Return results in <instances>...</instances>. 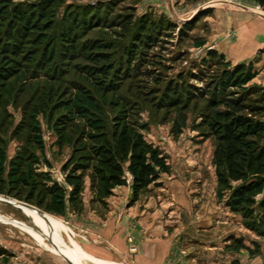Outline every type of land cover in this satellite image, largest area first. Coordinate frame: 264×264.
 Here are the masks:
<instances>
[{
	"label": "rangeland",
	"instance_id": "1",
	"mask_svg": "<svg viewBox=\"0 0 264 264\" xmlns=\"http://www.w3.org/2000/svg\"><path fill=\"white\" fill-rule=\"evenodd\" d=\"M165 1L61 0L49 6L48 0H0V68L18 71L0 98V201L23 202L45 214L27 207L22 213L0 202V264H67L49 235L86 250L91 234L108 226L98 217L110 207L131 217V255L139 254L152 228L164 226L170 230L167 264H264L259 205L264 187L253 196L255 204L237 210L229 205L231 191L218 182L213 128L228 108L211 104L216 93L217 101L247 93L258 100L264 93L254 62L234 64L218 51L216 4L261 17L264 6L256 0ZM17 8L27 15L34 10L32 21L43 27L24 38L22 59L4 51ZM145 17L158 29L150 44L137 46ZM75 25L72 43H66V32ZM229 34L231 40L238 36L233 30ZM92 43L110 47L109 62L98 66L112 68L108 76L91 71L97 67L91 53L102 51L88 50ZM211 51L223 58H211ZM240 64L246 68L232 75L237 78L232 83L229 72ZM249 69L255 78L248 82ZM170 87H177L181 104L164 103ZM119 120L134 126L169 168L135 202L128 171L125 184L103 198L92 184L97 180L93 152L100 143L94 137L111 133ZM76 185L82 190L75 198ZM27 197L32 200L26 202ZM74 262L93 264L80 257Z\"/></svg>",
	"mask_w": 264,
	"mask_h": 264
},
{
	"label": "trees",
	"instance_id": "2",
	"mask_svg": "<svg viewBox=\"0 0 264 264\" xmlns=\"http://www.w3.org/2000/svg\"><path fill=\"white\" fill-rule=\"evenodd\" d=\"M61 0H48L47 5L53 4ZM192 3H198L202 0H188ZM264 6V0H256ZM40 3L37 7L42 20L45 18V4ZM98 9V8H97ZM96 9V10H97ZM35 11L29 15L23 13L19 8L16 9L15 21L7 34L8 43L4 47L7 54L15 56L17 59H22L25 37L29 36L33 31H40L41 23L35 24L33 18ZM32 14V15H31ZM195 20V19H193ZM193 20L186 23V28H193ZM140 29L136 35L137 46H146L155 38L158 26L150 17H145L140 21ZM77 25L68 28L65 35L66 43H72ZM47 30L51 29L50 25L44 27ZM42 40L37 42L40 45ZM69 48V47H68ZM73 49V46L71 47ZM88 50L97 51L99 53H91L90 60L97 64V67L91 69L92 72L108 76L113 70L106 66L98 67L101 63L109 62L108 51L110 47L99 43H92ZM129 55H134L130 52ZM8 56V55H7ZM211 58L220 57L216 51L209 53ZM47 61V60H46ZM246 68L245 64H240L230 73L231 82L237 79L232 75L243 72ZM248 68V66H247ZM17 69L0 68V98L2 89L6 86L17 74ZM249 69V81L255 76ZM252 75V76H251ZM233 83V82H232ZM239 84V83H238ZM261 88V87H260ZM264 90V89H263ZM195 95V93H188ZM174 95L176 97H174ZM251 95V94H250ZM250 95L244 94L238 99H222L217 101V93L211 104L219 102L221 105H226L228 108L224 113L218 114L219 119L213 124V128L218 136V146L215 151L214 162L217 169L218 182L221 187L231 191L229 205L237 210L242 206H251L255 204L253 196L260 193L264 187V93L258 100H251ZM181 95L178 93L177 87H170L166 94L168 102L166 105L181 104ZM1 104V103H0ZM94 140L100 141L99 146L94 148V161L97 163L94 168L97 180H93V188L99 186L100 197L110 195L111 190L116 186L125 184V174L128 171L132 175V201H137L140 194L148 189L152 184L156 183L161 175L168 172V165L164 157L161 156L157 149L148 144L144 137L137 133L134 126L130 123L119 120V123L114 125L111 133H102L100 137H94ZM82 186L76 185L73 196L76 198L80 195ZM0 194H4V190L0 188ZM32 197H27L26 202H30ZM260 207L264 209V200L260 201ZM39 207V206H38ZM40 208V207H39ZM253 230L256 231L255 228ZM264 234V231L261 232Z\"/></svg>",
	"mask_w": 264,
	"mask_h": 264
},
{
	"label": "crops",
	"instance_id": "3",
	"mask_svg": "<svg viewBox=\"0 0 264 264\" xmlns=\"http://www.w3.org/2000/svg\"><path fill=\"white\" fill-rule=\"evenodd\" d=\"M166 1L167 5L171 2ZM215 7L217 23L214 27L213 40L218 51L224 53L227 60L234 64L254 62L257 67L255 80L264 86V17L255 16L249 9L227 3L216 4ZM221 21L223 25L219 26ZM232 30L238 35L233 40L230 39L229 34ZM172 193L175 192L172 190ZM164 204L165 201L161 204L165 209ZM156 209L160 211V207L157 206ZM106 211L107 213H104L102 217L99 216L98 219L99 221H104L103 218L107 219L108 226L99 228L91 234V243L85 248L86 250H83L74 240L71 244H67L63 237V241L59 240L55 233L53 237L49 235L48 241L50 240V244L67 255L73 263H75L74 257H80L85 262L89 261L93 264H167L171 250L167 237L170 233L168 228L164 226L152 228L149 236L145 237L139 254L131 255L127 244V238L133 232L130 227L131 217L127 215L121 217V214L118 216V208L110 207L109 210L105 209ZM67 229L66 227L65 231ZM134 234L137 236L136 232Z\"/></svg>",
	"mask_w": 264,
	"mask_h": 264
},
{
	"label": "water",
	"instance_id": "4",
	"mask_svg": "<svg viewBox=\"0 0 264 264\" xmlns=\"http://www.w3.org/2000/svg\"><path fill=\"white\" fill-rule=\"evenodd\" d=\"M198 11H200V10H198ZM198 11H197V12H198ZM0 202L4 203V204H6V205H9V206H13V207L17 208L18 210H20L21 212H22V207H21V206H23V207H27V208L35 209V210H37L40 214H43V215H44V213H43L42 211L38 210L37 208H35V207H33V206L29 205V204L23 203V202L12 201V200H7V199H3V200H1ZM63 258H64V260L67 262V264H75V263H73L68 257H63Z\"/></svg>",
	"mask_w": 264,
	"mask_h": 264
},
{
	"label": "bare ground",
	"instance_id": "5",
	"mask_svg": "<svg viewBox=\"0 0 264 264\" xmlns=\"http://www.w3.org/2000/svg\"><path fill=\"white\" fill-rule=\"evenodd\" d=\"M21 207H23V206H21ZM31 209V208H30ZM35 212H37V213H39L37 210H35V209H33ZM22 213H23V209H22ZM40 214V213H39ZM42 216H45V214L43 215V214H41ZM28 218V217H27ZM50 241V240H49Z\"/></svg>",
	"mask_w": 264,
	"mask_h": 264
},
{
	"label": "built area",
	"instance_id": "6",
	"mask_svg": "<svg viewBox=\"0 0 264 264\" xmlns=\"http://www.w3.org/2000/svg\"><path fill=\"white\" fill-rule=\"evenodd\" d=\"M206 7H208V6L207 5H201L199 9L206 8Z\"/></svg>",
	"mask_w": 264,
	"mask_h": 264
}]
</instances>
